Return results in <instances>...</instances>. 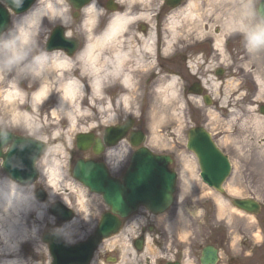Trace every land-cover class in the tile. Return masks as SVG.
<instances>
[{
    "label": "rangeland",
    "instance_id": "obj_1",
    "mask_svg": "<svg viewBox=\"0 0 264 264\" xmlns=\"http://www.w3.org/2000/svg\"><path fill=\"white\" fill-rule=\"evenodd\" d=\"M38 1L39 0H37L33 6H35ZM51 1L55 5L57 4L64 8L66 13L65 17H67L66 20L68 19V22H70L69 19L72 15H70L71 12L68 9L69 4L67 1L61 0V5L57 0ZM255 3L256 0L206 1L203 7L206 11L204 13L200 12L201 17L204 16L201 24L204 23L207 33L218 32L220 37L225 36L227 32L236 28L237 30L235 29L236 32L234 34H237V32L239 33V31L247 32L249 40L251 34L256 32L259 28L264 27V20L258 19L256 11L253 8ZM215 6H218V8L216 10L215 20L213 19L212 21ZM14 17L15 15L10 16L8 29L3 32L0 39L13 29ZM43 17L44 23L35 43L32 45L38 50L40 45L45 42L48 32L54 25L60 24L61 22L64 25L66 24L63 22L65 19H60L58 16L45 15ZM78 19L80 20L78 21ZM86 19L87 16L85 14H83L82 17L79 16L76 22H74L75 24L69 27L68 30H71L75 36L79 35L83 38L85 34L88 33V30H90L86 28ZM91 24H93L92 21ZM198 26L203 27L202 25ZM251 44L254 49L251 50V52L249 50L248 54L251 55V60L249 59L248 66L250 67L251 62H256L257 59L254 54L257 52L262 59V61L259 62L260 66L257 67V72L260 74L263 81L262 85L264 86V43L257 44L251 42ZM257 46H261L263 50L256 51ZM236 47L238 48L239 44H237ZM102 61L104 60H101V63ZM12 70H15V68ZM8 72H10V70L6 71V73ZM205 73L207 74L205 79H210L205 83L206 88L212 95H220L219 103L221 105L225 107V105L228 104L229 108L235 109H241L243 107L241 106V98L234 97L243 96L244 94L243 88L238 87L240 85L239 78L236 80H229L230 77H228L227 80L229 82L224 81L219 85L216 83V80L212 78V71L205 70ZM14 74L15 73H12L6 76L7 80H14ZM22 79L24 81L21 83L20 88L28 97L37 88V84H32V86L28 87V84L35 81L36 77L31 76L26 84L24 83L25 78L23 77ZM134 85V90L132 89L129 93L126 91L122 92V94H129L130 98H128V104L125 105L119 100L121 96H117L114 102L116 105L113 106V108H115L114 110L112 106L110 109L106 110L105 106L101 107L99 105L103 103L102 100L94 99L93 101L90 100L87 95L82 104V112L76 124L72 127L69 125L68 120L61 114L58 119L50 117L49 112L51 107L55 104L54 99H50L41 106L38 113L32 114L31 120L34 124L30 126L26 125L21 117L16 119L12 117L13 112L11 109L13 106H9V108H7L8 111L5 110L6 113L3 112V114H1L2 116L0 115V129H7L45 142L46 151L38 160V168L40 169L41 176L46 182L49 169L54 168L59 177L57 178V185L54 193L55 198H53L64 199V197H66L68 206L75 213L72 220L75 219L74 222L76 223L67 230H62L61 228H63V226H56V224L53 223V217L46 212L45 208L47 204L39 203L33 198L32 188L27 186L22 188L23 191L29 195L30 205L28 208L29 211L27 212V225L32 233L29 240L20 243L19 249L15 251L17 255L9 256L8 258L16 257L21 264H49L50 257L46 245L41 240L44 230L51 231L56 229L62 234L63 238L71 244L84 240L92 233L101 212L106 210V206L99 195L88 191L81 183L71 176V166L76 156L71 157L70 151L74 149V137L79 132L89 131L93 128L94 131H97L105 124L114 123L117 117L122 118V115H129L135 119L139 117L140 87H138L137 83ZM166 85V83H160L155 86L152 95H149V102L146 105L147 109L145 114L143 107L140 114V118L143 119L144 116V120L146 121L148 146L156 152L168 151L167 148L172 143L179 146V142L181 141L179 133L192 124L191 119L186 115V107L179 97L181 85L179 83L173 84L172 89L171 86L167 87ZM163 87L168 88L167 92ZM237 88H241V90L235 91ZM161 89L164 91H160ZM86 92L88 94V90H86ZM117 93H119V91H117ZM239 93L241 94L237 95ZM104 95L106 96L104 93L102 94V98H104ZM164 96H166V98H164ZM261 98L262 97H259L257 100H261ZM110 99L113 102L112 97H110ZM230 101L231 103L234 102V104H230ZM188 107L189 110H191L192 122H197L199 119L197 112L202 110L199 106V102L192 98L190 102H188ZM106 112H111L110 119H107L108 116L105 115ZM119 112L121 113L120 116L117 115ZM248 112H252V108H246L245 113ZM205 113L207 114L206 117L209 122V127L211 129L219 128L221 130L223 128L227 129L230 122L232 123V117L234 115L232 111L230 113L231 117L229 122L222 118V120H219L215 110L211 107H207ZM252 117L257 116H246L245 120L242 121L241 130L243 131L239 141L248 143L250 142L249 137L252 136L251 140L252 143H254L252 147L254 149V154L250 155L248 150L246 152L243 151L242 154H238V160L240 161L248 158L264 160V140L261 139L264 137V122L261 125H253L252 128L249 122V118L252 119ZM229 134L231 136L230 131ZM78 154L83 155L84 152H75V155ZM261 162L264 164V161ZM180 171L182 176L178 182V190L174 193L172 205L164 213L158 214L157 216L150 214L144 218L143 216L146 215V213L142 212V209L130 215L126 218L125 223L117 234L108 239H104L100 243L99 247L96 248L90 264H162L163 261L172 257L173 252L171 249L176 246L178 249H181V246H187L188 242L190 244L193 242L200 247L205 245L207 233L210 228L219 229L220 233V252L217 264H229V258H233L230 264H264V188L262 189L261 187L258 191L254 190L256 195L254 199L262 204L260 213L257 215H248L235 209L226 198L214 196V199H210L207 193L208 190L202 189L195 178L197 171L194 164H192L190 169L184 166L180 168ZM185 171L188 172L185 173ZM0 178L7 179L1 167ZM262 180H264V178ZM7 182L15 184L10 180ZM244 184L247 186V183ZM261 186L264 187V182L261 183ZM248 191L250 192V190ZM250 193L252 194V192ZM220 201L223 203L221 204ZM210 203L216 207L214 212L208 207ZM43 206L45 209L43 217L39 219L37 214ZM143 223L153 227L156 233L160 232V245L152 241L153 236L150 232L145 231L143 250L137 252L132 248L131 241L137 235L139 227ZM47 227L48 229H46ZM105 256L111 258L105 259ZM1 259H3V257L0 255V264H2Z\"/></svg>",
    "mask_w": 264,
    "mask_h": 264
},
{
    "label": "flooded vegetation",
    "instance_id": "obj_2",
    "mask_svg": "<svg viewBox=\"0 0 264 264\" xmlns=\"http://www.w3.org/2000/svg\"><path fill=\"white\" fill-rule=\"evenodd\" d=\"M188 1L189 0H92L87 6L93 3L97 10V15L85 40L82 36H75L71 30H68L69 27L75 24L74 22H76L77 18L74 19L71 17L70 22L64 25V34L71 39H75L77 49L73 54L74 56L78 50L81 49L84 41L86 44V40L90 41L92 37H97L98 34L104 31L114 14H130V21L125 30L119 34V37L117 36L116 44L119 50L122 51V55L124 52L126 53L122 68L126 71L133 72V80L135 84L137 83L138 87H140L139 117L135 119L131 116L122 115V118L117 117L114 123L105 124L97 131H94V128L89 130V132L93 134V141L87 150L82 151L84 154L75 155V152L81 151L76 148L75 145L74 149L70 151L71 157L76 156L71 166V176L72 168L76 160L83 159L105 164L110 174H112L114 178L121 180L126 172L132 153L142 145L148 147L146 121L144 120V116L143 119L140 118L142 107L145 110V114L147 109L146 105L149 102V95H152L156 85L160 83L167 84L173 81V84L179 83L181 85L179 97L182 99L186 107V115L191 119L192 123L179 133L181 138L179 142L180 145L178 146L172 143L165 153L171 160L169 165L170 170L176 174L175 192L178 190V182L182 176L180 168L188 164V159L185 158V156H189L190 161L195 165L197 171L195 178L202 189L208 190L207 193L210 199H214V196L221 198L232 196L240 199L255 198L256 195L254 190L258 191L261 187L262 189L264 188L261 186V183L264 182V180H262L264 178V164L261 161L264 160H257L255 158L238 160V154H242L243 151L246 152L248 150L250 155L254 154V149L252 148L254 143H252L251 140L252 136L249 137L250 142L248 143L239 141L243 131L241 130L242 121L245 120L246 116L254 115L257 117H252V119L249 118L252 128L253 125H261L264 122V86H259V79L261 81L262 79L257 72V67L260 66L259 62L262 61L260 58L261 56L256 52V54H254L257 59L256 62H251L250 67L248 66L249 59L251 60V55L248 53L249 50L251 52L254 47L252 46L251 48L250 46L251 41L248 40L247 32L239 31V33L237 32V34H234L237 30L236 28V30L234 29L227 32L225 36H222L220 46H217V39H220L218 32L207 33L206 26H204V23L201 24L204 16L201 17L200 12L204 13L206 11L203 7L206 1L209 0H192L193 5L187 11L185 7ZM259 1L256 0L253 6L255 11ZM217 8L218 6L214 7L215 10L212 21L213 19L215 20ZM71 13L73 14L74 11L71 10ZM79 16L81 17V13H79L78 17ZM257 17L259 20H262L258 15ZM79 20L80 19H78V21ZM198 25H202L203 27H199ZM150 31L153 33V45L151 49H146L144 40L147 38ZM44 44L45 42L42 44L43 50ZM237 44H239L238 48L236 47ZM68 50L69 48H65L58 50V52H62L66 55L68 54ZM257 50L262 51L263 49L261 46H257L256 51ZM111 56L112 53L109 50L102 53L101 59H106L107 61L105 66L111 64L109 61ZM205 70L212 71V78H214L219 85L224 81H228V77H230L229 80L240 79V85L238 87L243 88L244 94L243 96L234 97L241 98V106H243L241 109L229 108L228 104L224 107L219 103L220 95L217 94L214 96L206 88L205 83L209 78L205 79L207 75ZM113 81L114 80H111V83H113ZM114 82L113 86L105 90L106 96L104 95L103 102L110 101V103L115 105L114 102L117 96H121L124 90L118 84L117 79ZM241 88H237L235 91L241 90ZM117 91H119V93H117ZM110 97H112L113 102ZM259 97H262L261 100H257ZM192 98L199 102V106L202 109L197 112L199 117L197 122H192L191 110H189L188 107V102H190ZM207 102H210V107L215 110L219 120L225 119L230 122V113L232 111L234 112L232 123L230 122L227 129H211L209 127V122L206 117L207 114L205 113ZM230 104H234V102L231 103L230 101ZM246 108H252V112L245 113ZM117 115L120 116L121 113L119 112ZM120 124H126L128 126V130L124 133V137L119 140L113 148L103 144L100 153L96 154L94 140L97 137L102 139L103 136L107 134L110 127ZM192 127L204 128L210 133L213 141L212 144H201L203 151L200 153V158H196L194 153L187 148L189 130ZM139 136L141 137V143L137 147H134L132 143L139 140ZM261 139L264 140V137ZM116 148L117 150L114 151ZM117 162L119 163L118 165H116ZM205 164L210 166L209 170L202 168V165ZM201 173L203 175H201ZM203 178L208 181L222 180L219 189H215L213 186L206 184ZM241 182L247 183V186ZM229 185L241 190V192L236 193L231 191ZM37 187L44 188L47 194L50 192L47 189L49 187L41 176L39 168L37 181L33 189ZM208 207L212 212L216 210V207L213 206L212 203H210ZM261 209L262 204H260V210ZM142 212L146 213V215L143 216L144 218L150 215V213L144 209H142ZM124 223L125 220L122 221L121 226H123ZM145 231L150 232L153 236L152 241L160 245V232L156 233L153 227L143 223L139 227L137 235L132 240L133 246L134 240L137 238L140 239V236L145 240ZM219 241V229L210 228L207 233L205 245L200 247L193 242H191V244L188 242L187 246L182 245L181 249H178L176 246L171 249L173 252L172 257L163 261L162 264H165L167 261L178 264H201L200 256L203 247L211 246L216 248L219 253ZM106 258L110 259L111 257L105 256V259ZM229 260L231 263L233 258H229ZM217 262L218 260L215 264H217Z\"/></svg>",
    "mask_w": 264,
    "mask_h": 264
},
{
    "label": "bare ground",
    "instance_id": "obj_3",
    "mask_svg": "<svg viewBox=\"0 0 264 264\" xmlns=\"http://www.w3.org/2000/svg\"><path fill=\"white\" fill-rule=\"evenodd\" d=\"M57 1L61 5V0ZM192 5V0H189L185 10L188 11ZM96 11L93 3L86 6L84 10L87 16L85 20L87 30L91 29V21H95ZM45 15L58 16L60 19L66 20L64 8L55 5L51 0H39L29 11L16 15L13 19V29L0 39V115L5 110L8 111L9 106H13L11 109L13 112L12 117L14 119L21 117L24 123L30 126L34 124L31 120L32 114L38 113L41 106L50 99H54L55 104L50 109V117L58 119L61 114L72 127L76 124L82 112V104L87 95L90 100L99 99L103 102L104 88L111 84V80L117 79L124 92L129 93L132 89L134 90L133 72L122 68L126 53L124 52L122 55V51L119 50L116 44L117 36L119 37V34L125 30L130 21V14H114L104 31L98 34L97 37H92L90 41L86 40L85 46L74 57L58 51L46 53L41 50L39 52L37 48L32 46L44 23L43 16ZM152 41L153 33L150 31L144 40L146 49L152 48ZM220 43L221 37L217 39V46H220ZM4 45H9V47L5 49ZM250 46L252 48V44ZM108 50L112 53L111 58H109L111 64L105 66L107 61L104 59L101 63V55ZM17 53L21 55V58L6 67L5 61L11 55ZM14 68L15 70H12ZM7 70H10V72L6 73ZM12 73H15V79L12 81L7 80L6 76ZM31 76L36 77V80L28 84V87L37 84V88L27 97L20 86L24 81L23 77L26 84ZM5 80L7 81L4 82ZM259 82V86H263L260 79ZM172 85L173 81H170L166 86H171L172 89ZM167 87H163L166 92ZM86 90H88V94ZM108 93L110 92L108 91ZM128 98H130L129 94L123 93L119 100L126 105L129 102ZM99 105L101 107L105 106L106 110L112 106L114 110L113 106L116 104L114 105L109 101ZM105 115L108 116L107 119L111 118V112H106ZM116 150L117 148L114 149V151ZM185 158L188 159V164H185V167L190 169L192 166L190 157L185 156ZM118 164L117 162L116 165ZM58 177L54 168L49 169L46 182L52 189L49 195L50 198L54 196ZM6 180L0 178V255L3 257L1 262L2 264H21L16 257H8L16 256L15 251H17L19 243L29 240L32 233L27 225V212L30 205L29 195L23 191V187L10 184ZM229 186L231 191L241 192L234 186ZM62 200L68 204L66 197ZM43 213L44 206L38 212L37 217L42 219ZM74 220L65 223L66 225L64 224L61 229L67 230L75 225Z\"/></svg>",
    "mask_w": 264,
    "mask_h": 264
},
{
    "label": "water",
    "instance_id": "obj_4",
    "mask_svg": "<svg viewBox=\"0 0 264 264\" xmlns=\"http://www.w3.org/2000/svg\"><path fill=\"white\" fill-rule=\"evenodd\" d=\"M15 14L26 11L35 0H1ZM72 7L79 9L89 0H68ZM258 14L264 18V0L258 5ZM8 11L0 5V34L7 28ZM62 27L53 29L47 49L64 42ZM55 42V45L53 44ZM57 42V43H56ZM127 126L111 127L104 135L106 145L115 144L125 133ZM141 140L134 142L137 145ZM76 146L85 150L92 142V136L87 133L76 135ZM211 143L208 134L202 129H192L189 133L188 147L199 157L201 144ZM7 145L5 153L1 148ZM95 153L102 147L100 140L95 141ZM45 144L37 139L14 135L8 131H0V158L3 171L10 179L20 185H30L36 178L35 162L44 152ZM170 159L168 156L155 155L146 148L138 149L131 157L130 165L122 181L112 178L102 163L78 160L73 168V177L85 185L90 191L102 196L110 211L104 213L92 235L85 241L70 245L59 233L52 232L43 235L51 257L50 264H89L90 258L98 244L105 238L116 233L120 226V218L127 217L138 206L142 205L152 213H161L172 202L175 174L168 170ZM209 170L210 166H202ZM218 188V181H206ZM35 196L43 201L42 191L37 190ZM239 209L257 214L259 204L254 199L232 200ZM48 212L57 222L69 221L73 212L62 203L56 202L49 206ZM142 238L135 241V250H142ZM217 259L216 249L207 246L202 250L200 261L202 264H214ZM171 264V263H166ZM178 264V263H173Z\"/></svg>",
    "mask_w": 264,
    "mask_h": 264
},
{
    "label": "clouds",
    "instance_id": "obj_5",
    "mask_svg": "<svg viewBox=\"0 0 264 264\" xmlns=\"http://www.w3.org/2000/svg\"><path fill=\"white\" fill-rule=\"evenodd\" d=\"M70 35V34H69ZM249 40L254 43H264V27L259 28L256 32L251 34L249 36ZM9 45H4V48L7 49ZM21 58L20 54H13L11 55L6 61H5V66H10L13 63L17 62Z\"/></svg>",
    "mask_w": 264,
    "mask_h": 264
}]
</instances>
